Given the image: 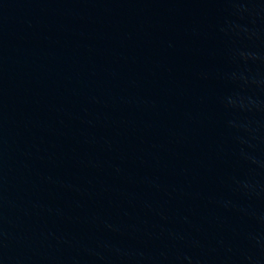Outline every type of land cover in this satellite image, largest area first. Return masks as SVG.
<instances>
[{"label":"water","instance_id":"water-1","mask_svg":"<svg viewBox=\"0 0 264 264\" xmlns=\"http://www.w3.org/2000/svg\"><path fill=\"white\" fill-rule=\"evenodd\" d=\"M0 264H264V0H0Z\"/></svg>","mask_w":264,"mask_h":264}]
</instances>
